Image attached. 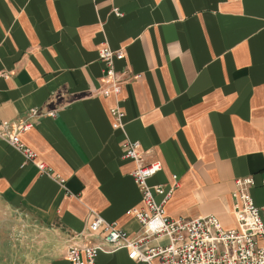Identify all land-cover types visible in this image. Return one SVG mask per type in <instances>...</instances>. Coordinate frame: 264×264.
Here are the masks:
<instances>
[{
	"label": "crops",
	"instance_id": "1",
	"mask_svg": "<svg viewBox=\"0 0 264 264\" xmlns=\"http://www.w3.org/2000/svg\"><path fill=\"white\" fill-rule=\"evenodd\" d=\"M105 42L124 52V131L161 162L149 179L157 201L177 176L166 214L235 227L232 191L244 176L264 205V0H0V122H29L21 140L65 180L0 142V264H68L69 247L100 240L89 210L142 232L115 99L98 89ZM95 264L143 263L121 248Z\"/></svg>",
	"mask_w": 264,
	"mask_h": 264
},
{
	"label": "built area",
	"instance_id": "2",
	"mask_svg": "<svg viewBox=\"0 0 264 264\" xmlns=\"http://www.w3.org/2000/svg\"><path fill=\"white\" fill-rule=\"evenodd\" d=\"M112 12L121 15L116 7L112 8ZM97 52L104 63L99 76V93L115 99L110 113L114 125L124 134L122 156L134 163L130 175L140 191L142 204L139 208H133L131 213L139 222L142 232L130 236L115 222L107 221L98 212L89 210L88 230L91 234L99 235L100 240L69 247L66 251L68 264H95L100 252L121 248L127 250L129 258L143 264H264V205L257 206L252 199L250 187L254 185V180L251 176L234 180L232 213L235 227L224 228L213 214L191 219L171 218L166 214L164 206L172 188L176 186L177 176L172 175V187L157 201L154 193L161 186L151 185L149 179L161 169V162L157 159L145 160L139 142L130 139L124 131V111L117 97L125 79L122 77L123 71L115 68V62L124 58V52L112 49L106 42ZM0 77L5 78L6 74L0 72ZM34 112L35 109H32L31 113ZM47 115L53 116L54 113ZM30 126L29 122L12 126L0 122V142L12 146L25 162L32 163L40 173L63 185L64 178L46 162L38 160L36 152L21 140V133ZM160 237L166 241L149 244Z\"/></svg>",
	"mask_w": 264,
	"mask_h": 264
}]
</instances>
